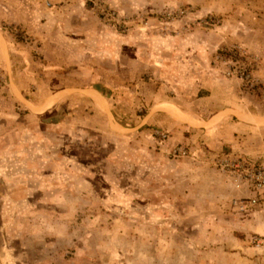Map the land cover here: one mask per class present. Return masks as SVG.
<instances>
[{"label": "rangeland", "instance_id": "1", "mask_svg": "<svg viewBox=\"0 0 264 264\" xmlns=\"http://www.w3.org/2000/svg\"><path fill=\"white\" fill-rule=\"evenodd\" d=\"M227 155L264 165V0H0V264H264Z\"/></svg>", "mask_w": 264, "mask_h": 264}, {"label": "built area", "instance_id": "2", "mask_svg": "<svg viewBox=\"0 0 264 264\" xmlns=\"http://www.w3.org/2000/svg\"><path fill=\"white\" fill-rule=\"evenodd\" d=\"M220 167L236 189L249 190L253 194L238 203V211L247 213L264 210V165L252 162L244 156L227 155L221 160Z\"/></svg>", "mask_w": 264, "mask_h": 264}, {"label": "crops", "instance_id": "3", "mask_svg": "<svg viewBox=\"0 0 264 264\" xmlns=\"http://www.w3.org/2000/svg\"><path fill=\"white\" fill-rule=\"evenodd\" d=\"M24 26L25 27H28L29 26V30H31L32 28H35V24H24ZM37 28H42V30L41 31H38L39 32V34H40V36H42V37H45V34H44V31H46V26H38ZM30 32V31H29ZM32 33H33V31H31ZM15 56H16V58L19 60L20 59V57H21V55L19 54V53H15ZM41 96H43L44 97V99L42 100V101H39L37 104H35V105H33V107L32 108H34V110H36V111H44L45 109H47V108H49L50 106L48 105L50 102H53V104L56 102V99L54 98V97H49V96H47L45 93H38L37 94V96L36 97H41ZM101 97V96H100ZM102 98V97H101ZM100 98V100H102ZM37 102V101H36ZM52 104V105H53ZM51 105V106H52ZM166 106H168V107H171L172 109H174V111L177 113V114H179V115H181V116H183V117H186V118H184V119H187V121L186 122H188L189 124H191V125H197V124H200V122H201V124H209V125H213V124H215V122H217L219 119H220V115H225V114H227V116H226V118H230V120H232V121H236V118H234V116H230L228 113H231V112H225L224 114H220V115H217V117L216 118H213L212 120H210V121H205V120H202V121H196V120H194V118L192 119L190 116H193V115H190V113H188L187 111H185V110H182V109H180V108H178L177 106H175V105H173V104H169V103H162V104H160L158 107H156V108H152V109H150L149 110V116L150 117H153V116H157V117H160V118H163V119H168V120H182V118H179L178 116H176V115H174V114H172L170 111H167V110H165L164 108H167ZM234 114L235 113H239V114H242L243 115V117H249L250 119H252L251 118V116H250V114H247L243 109H241V108H239L237 111H232ZM217 113V112H216ZM236 116V115H235ZM248 118V119H249ZM238 119V118H237ZM247 119V118H246ZM247 119V120H248ZM229 120V121H230ZM183 121H185V120H183ZM223 121H227V120H223ZM222 121V122H223ZM221 122V123H222ZM205 132V131H204ZM228 141H232L231 139L230 140H228ZM225 142L226 143H228L227 142V140H225ZM230 143V142H229ZM217 147H221L220 146V144L217 146ZM244 191V193L246 194V195H251V191H249V190H243Z\"/></svg>", "mask_w": 264, "mask_h": 264}]
</instances>
